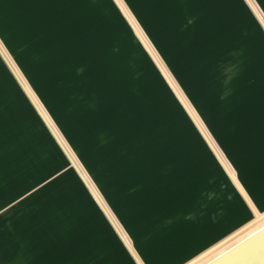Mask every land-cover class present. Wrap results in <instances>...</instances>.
I'll list each match as a JSON object with an SVG mask.
<instances>
[{"label": "rangeland", "instance_id": "obj_1", "mask_svg": "<svg viewBox=\"0 0 264 264\" xmlns=\"http://www.w3.org/2000/svg\"><path fill=\"white\" fill-rule=\"evenodd\" d=\"M262 173L264 0H0V264H182Z\"/></svg>", "mask_w": 264, "mask_h": 264}, {"label": "crops", "instance_id": "obj_2", "mask_svg": "<svg viewBox=\"0 0 264 264\" xmlns=\"http://www.w3.org/2000/svg\"><path fill=\"white\" fill-rule=\"evenodd\" d=\"M232 179H233V182L235 184L236 190L238 191L240 198L242 199L244 204L248 207V209H250L252 211L254 217L251 218L249 221L243 223L239 228H237L233 232L227 234L223 238L216 241L214 244H212L211 246L206 248L201 253H198L197 255L193 256L192 258H190L189 260L185 261L182 264H188L190 261L197 258L199 255L203 254L207 250L211 249L216 244L225 240L227 237H229L233 233H236L237 231H239L240 229H242L243 227H245L246 225H248L249 223L254 221L258 216H260L264 213V173H262L258 178L256 176L254 178L250 177V179L248 178L246 180L240 174L238 176H232ZM126 248H127V250L120 251V255H118V256L115 255L114 259H111L110 257H109V260H103L102 259L100 264H111L112 262H114L112 264H149V262L146 261L144 259V257L141 256L137 252V250L134 248L133 244L127 243ZM79 258H82V256H80V254H79ZM103 261H105V262H103ZM82 263L83 262L80 261V264H82ZM85 263L86 262L84 261L83 264H85Z\"/></svg>", "mask_w": 264, "mask_h": 264}, {"label": "water", "instance_id": "obj_3", "mask_svg": "<svg viewBox=\"0 0 264 264\" xmlns=\"http://www.w3.org/2000/svg\"><path fill=\"white\" fill-rule=\"evenodd\" d=\"M260 216H264V213ZM257 218H259V216ZM257 218L255 220H257ZM254 221H252L236 233H233L225 240L216 244L214 247L207 250L203 254L199 255L188 264H194L196 261L201 259L212 250L233 239L246 228H248ZM206 264H264V227L259 231L253 233L249 237L243 239L239 243L235 244L230 249Z\"/></svg>", "mask_w": 264, "mask_h": 264}, {"label": "bare ground", "instance_id": "obj_4", "mask_svg": "<svg viewBox=\"0 0 264 264\" xmlns=\"http://www.w3.org/2000/svg\"><path fill=\"white\" fill-rule=\"evenodd\" d=\"M252 226H253V225H252ZM257 227H259V226H255L254 228H250V227L246 228V229H245L244 231H242L239 235H237V236L234 237L233 239L229 240L228 242L222 244L221 246L217 247L216 249L212 250V251L209 252L208 254L213 253V251L217 252V251H219V250H221V249L224 250V251H222V253H224L225 251H227L228 249H230V248H231L232 246H234L235 244L239 243V242L242 241L243 239L249 237V236L252 235L253 233H255V232L259 231L260 229H262V228L264 227V224H263L262 227L260 226L258 229H257ZM252 230H254V231L251 233ZM216 250H217V251H216ZM222 253H220V255H221ZM208 254H206V255H208ZM206 255H205V256H206ZM218 256H219V254L216 255L214 258H216V257H218ZM212 257H213V256H212ZM203 258H204V256H203L201 259H199L198 261H196L194 264H203V261H204ZM214 258H212V259H214ZM212 259H211V260H212ZM202 260H203V261H202ZM211 260H209V261H211ZM200 261H201V262H200ZM209 261H207L206 263H208ZM206 263H204V264H206Z\"/></svg>", "mask_w": 264, "mask_h": 264}]
</instances>
